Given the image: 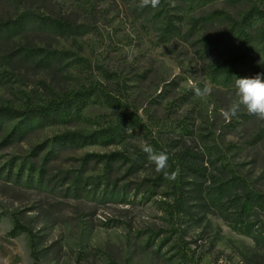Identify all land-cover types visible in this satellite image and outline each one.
<instances>
[{
  "label": "rangeland",
  "instance_id": "1",
  "mask_svg": "<svg viewBox=\"0 0 264 264\" xmlns=\"http://www.w3.org/2000/svg\"><path fill=\"white\" fill-rule=\"evenodd\" d=\"M260 2L0 0V21L31 18L0 36V109L87 96L77 117L0 144V264H264V120L221 115L235 78L264 74L261 25L249 62L215 14ZM20 119H0V143Z\"/></svg>",
  "mask_w": 264,
  "mask_h": 264
},
{
  "label": "trees",
  "instance_id": "2",
  "mask_svg": "<svg viewBox=\"0 0 264 264\" xmlns=\"http://www.w3.org/2000/svg\"><path fill=\"white\" fill-rule=\"evenodd\" d=\"M168 0H161L162 3H167ZM203 3H209L214 0H200ZM217 17L221 18L223 22L227 25V29L232 34L237 35V39L240 41V45L243 48V57L246 58L249 62H255V58L250 55L249 52V34L247 32L248 28L251 26V23L255 20L260 21V28L258 30L259 37H263V54H264V4L260 2L259 4L252 5L247 11H245L242 15L238 18H234L225 12H216ZM31 18L27 14H21L15 19H7L4 21H0V36L10 35L11 32L17 31L19 29L24 28L28 21ZM42 24L45 19H40ZM255 64V63H254ZM85 97V98H84ZM87 96L84 92H76L73 94H67L64 97L58 98L56 100L50 101L45 106H37L32 108H27L25 110H6L0 109V119L2 118H10L13 119L15 117H20L21 119L17 124L13 127V129L6 135L2 143L4 144L7 142L12 141L15 138L22 136L26 131L33 127H40L50 123H54L57 121H62L67 118L77 117L79 112L81 111L82 107L85 106ZM126 118H122V121H125ZM121 120V119H120ZM131 120V119H128ZM108 134V133H107ZM106 134V135H107ZM116 133H114L115 135ZM104 135V136H106ZM83 138L84 141L87 138ZM108 141L113 140L111 136H108ZM68 141H73V138L70 137H59L56 139L57 144H64ZM108 159L112 158V155L107 156ZM106 163H109L108 161ZM194 169V168H193ZM37 186H40V179L37 181ZM224 186L219 188L218 190H222ZM181 188H179L180 190ZM182 190V189H181ZM251 202L259 201V198L251 195L249 197ZM182 195H179L176 199V202H179L182 205ZM213 200V199H212ZM214 202V200H213ZM180 207V206H179ZM178 207V208H179ZM246 207V202L241 206V212L244 211ZM36 257V256H34ZM34 259H37L34 258Z\"/></svg>",
  "mask_w": 264,
  "mask_h": 264
},
{
  "label": "clouds",
  "instance_id": "3",
  "mask_svg": "<svg viewBox=\"0 0 264 264\" xmlns=\"http://www.w3.org/2000/svg\"><path fill=\"white\" fill-rule=\"evenodd\" d=\"M161 0H139L141 9L151 7L156 9L160 6ZM191 90L195 96L204 99L211 95L213 88L210 84H205L203 88L194 82H189ZM236 99L227 108L221 110V115L226 120L236 117L243 107L249 115L255 116L259 120H264V74H257L254 77L235 78ZM213 107H209V114L213 112ZM142 151L148 155L149 161L155 166L157 173L163 174L166 179L175 180L179 173L169 171V156L164 151H156L151 145L145 144Z\"/></svg>",
  "mask_w": 264,
  "mask_h": 264
}]
</instances>
